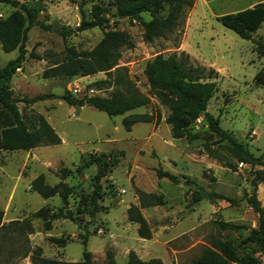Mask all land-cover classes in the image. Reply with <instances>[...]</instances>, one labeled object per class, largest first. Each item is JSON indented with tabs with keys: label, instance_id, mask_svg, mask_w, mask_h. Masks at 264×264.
Returning a JSON list of instances; mask_svg holds the SVG:
<instances>
[{
	"label": "rangeland",
	"instance_id": "obj_1",
	"mask_svg": "<svg viewBox=\"0 0 264 264\" xmlns=\"http://www.w3.org/2000/svg\"><path fill=\"white\" fill-rule=\"evenodd\" d=\"M111 1L46 0L39 20L66 27L73 33L63 40L36 26L28 32L25 60L29 66L12 77L11 93L20 100L16 106L22 120L29 125L34 122V115H42L55 129L60 144L18 153L0 151V209L7 218L22 221L41 208L52 211L60 208L57 196L43 199L30 192L28 184L30 179L43 174L46 183L55 186L60 181V170L64 169L68 177L63 182L73 189L68 209L74 211L75 222L53 221L51 230L44 231L40 220L30 219L33 233L29 235L14 226L0 229V264H31L30 255L37 249L50 260L78 262L86 250L91 253L93 264H107V254H111L115 264H126V251L140 247L149 248L150 257L161 258L164 264H190L208 246L211 237L230 239L240 250L249 248L258 264H264V253L255 251L248 242L243 245L250 231L258 227V215L248 207L245 198L252 194L253 172L264 170V157L254 167L238 162L226 142L210 138L207 127L196 125L195 121L186 137L174 139L170 126L165 124L169 105L159 101L149 89L143 73L146 63L155 57L181 53L189 57L191 65L215 70L216 92L206 111L218 118L220 127L245 144L255 158L261 157L264 56L256 53L250 40L239 38L217 18L264 4V0H193L179 27L150 44L142 41L140 25L128 19L111 18L107 28L126 32L134 48L121 51L120 60L110 73L43 79L42 72L62 61L66 48L82 52L97 45L102 38L99 29L75 32L80 24V11L89 19L92 4L109 8ZM13 10L0 4V18ZM166 12L164 6L157 16L164 17ZM111 14L110 9L105 17ZM142 18L150 20L148 14ZM252 39L264 43V21ZM17 55V51L5 53L0 47V67ZM98 82L105 83L97 88ZM74 86L81 91L97 90L102 98L116 91L137 92L148 103L122 116L108 117L90 106L69 107L60 100L64 92L77 98L78 94L72 91ZM36 96L44 99L27 103ZM130 115H148L153 120L137 123L127 132L122 121ZM102 155L110 157L113 165L100 181L102 197L97 204L103 209L90 220L83 203L92 191V178L97 172L94 161L103 160ZM156 169L170 172L177 183L158 179ZM136 190L162 196L165 201L162 207L141 212L152 233L150 240L140 239L137 226L126 219V210L138 203ZM202 191L206 192V198L195 202L194 193ZM255 192L264 209V184H259ZM213 194L229 198L234 204L216 199ZM220 223L240 229L222 230ZM50 238L65 239L66 243L55 244Z\"/></svg>",
	"mask_w": 264,
	"mask_h": 264
},
{
	"label": "trees",
	"instance_id": "obj_2",
	"mask_svg": "<svg viewBox=\"0 0 264 264\" xmlns=\"http://www.w3.org/2000/svg\"><path fill=\"white\" fill-rule=\"evenodd\" d=\"M45 2L46 0H32L29 3L0 0V4L14 9L6 17L0 18V47L5 53L13 51L18 53L14 60L9 61L4 67H0V151H29L37 147L60 144L59 136L42 115H34V122L29 125L22 120L16 106L20 100L12 96L10 89L12 77L25 61L27 54L25 43L32 27L36 26L44 32L57 34L63 40L73 33L66 27H57L39 20L44 13ZM164 6L167 7L166 15L158 17L157 13ZM192 6L193 0H112L108 4L109 8L100 4H92L89 19H85L83 12L80 11V24L75 32L97 28L102 32L101 40L90 51L78 52L73 47L66 48L64 59L53 63L51 67L42 72L41 76L43 79H70L93 76L98 73L108 74L120 60L121 51L134 48V44L126 32L107 28L111 18L128 19L137 23L142 28V41L150 44L155 40L164 39L168 34L174 32L182 22L185 10ZM110 9L113 14L106 18ZM143 14H148L150 20H143ZM217 21L239 38L250 40L256 53L264 56V43L252 39V35L259 30L264 21V4L259 3L236 13L220 16ZM143 73L149 89L159 101L169 105L170 114L165 120V124L170 126L174 139L186 137L191 124L197 118L202 117V126L207 127L210 138L215 137L218 142H226L235 160L251 167L261 164L264 154L255 158L245 144L235 139L232 133L226 132L220 127L218 118L212 117L206 111L209 101L216 92V84L213 80L217 79L218 73L215 70L191 65L189 57L181 53L180 56L173 54L166 58L160 55L155 57L146 63ZM104 83L98 82L95 85L99 88ZM43 99V96H36L27 103ZM60 100L69 107L77 108L88 103L90 107L108 117L122 116L148 103V99L140 96L137 92L126 94L118 91L111 93L106 98H102L99 94L94 96L78 95L77 98H74L69 92H64L60 96ZM152 120L153 117L148 115H130L122 121V126L129 132L133 125L150 123ZM156 123H158V119ZM102 157L103 160L94 161L97 172L92 178V191L83 203L90 220H93L95 215L103 209L97 204L102 197L100 181L107 176L113 165L110 157L104 155ZM154 172L158 179H166L172 184L177 183L176 177L170 172L160 169H156ZM59 176L60 181L55 186H50L46 183L44 175L39 174L30 183V191L43 199L57 196L61 202L60 208L55 211L41 208L32 213L28 220H14L8 224L2 223L4 213L0 209V229L14 226L15 230L29 235L33 233L30 219L40 220L44 231L51 230L53 221L69 220L74 223V211L68 209L73 189L63 182L68 177V172L62 169ZM259 184H264V170L253 172L252 194L251 197L245 198L248 207L258 215V227L250 231L243 245L248 242L253 245L255 251L263 254L264 209L255 196ZM136 194L138 203L129 206L126 210V219L129 223L137 226L136 233L140 239L150 240L152 233L141 210L163 206L165 201L162 196L156 194H146L139 190H136ZM211 196L234 204V201L229 198L214 194ZM200 198L199 192L194 193L193 200L195 202H198ZM219 226L222 230L237 231L240 229L238 226L227 223H220ZM50 241L55 244L60 243L62 246L66 243L65 239L50 238ZM249 250L247 247H241L240 250L230 239L211 237L208 246L197 258L191 260L190 264H258ZM30 261L31 264H93L91 253L86 250L82 252L80 261L62 262L42 257L41 251L37 249L30 255ZM107 264H115L111 254H107ZM126 264H161V262L156 259L142 261L133 251H129Z\"/></svg>",
	"mask_w": 264,
	"mask_h": 264
},
{
	"label": "crops",
	"instance_id": "obj_3",
	"mask_svg": "<svg viewBox=\"0 0 264 264\" xmlns=\"http://www.w3.org/2000/svg\"><path fill=\"white\" fill-rule=\"evenodd\" d=\"M28 66H29L28 63H27V61L25 60L24 63L22 64V67L19 69V72H16V74H18V73L22 74L23 72L26 71V67H28ZM29 108L31 109V107H29ZM80 108H81V107H80ZM46 120H47V119H46ZM47 122H48V121H47ZM48 124H49V122H48ZM49 125H50V124H49ZM50 126H51V125H50ZM51 127H52V126H51ZM52 128H53V127H52ZM53 129H54V128H53ZM54 130H55V129H54ZM18 152H22V151H16L15 153H18ZM36 177H37V176H36ZM36 177H34V178H32V179L29 180L28 189H30V183H31ZM30 192H31V191H30ZM159 207H162V206H159ZM154 208H156V207L146 208V209H142V210L150 211V210H152V209H154ZM142 210H141V212H142ZM142 213H143V212H142ZM144 219L146 220V217H144ZM12 221H14V220H11V219L7 218V217H6V214H4V216H3V221H2L3 224H8L9 222H12ZM142 240H144V239H142ZM128 252H129V250L126 251L125 256H127ZM133 252H134V253L136 254V256H137L140 260H142V261H148V260L156 259V260H160L161 264H164V263H165V261H164L163 259H161V258H151V257H150V254H151L150 249L147 248V247L144 248V249H142L141 247H140V248H137V249L133 250Z\"/></svg>",
	"mask_w": 264,
	"mask_h": 264
},
{
	"label": "built area",
	"instance_id": "obj_4",
	"mask_svg": "<svg viewBox=\"0 0 264 264\" xmlns=\"http://www.w3.org/2000/svg\"><path fill=\"white\" fill-rule=\"evenodd\" d=\"M73 93H75V94H78V95H88V96H94V95H98L99 94V92L98 91H96V90H92V89H90V90H79L78 89V87L77 86H74V88H73ZM195 124L196 125H202L203 124V118L202 117H199V118H197L196 120H195ZM243 164L241 163L240 164V166H242Z\"/></svg>",
	"mask_w": 264,
	"mask_h": 264
},
{
	"label": "water",
	"instance_id": "obj_5",
	"mask_svg": "<svg viewBox=\"0 0 264 264\" xmlns=\"http://www.w3.org/2000/svg\"><path fill=\"white\" fill-rule=\"evenodd\" d=\"M86 106H89V104L87 103ZM201 199H205L206 198V192L202 191L200 193Z\"/></svg>",
	"mask_w": 264,
	"mask_h": 264
}]
</instances>
